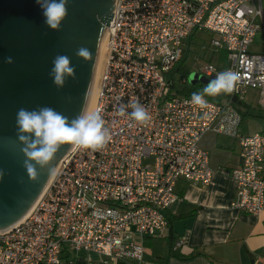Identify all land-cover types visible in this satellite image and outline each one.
I'll return each instance as SVG.
<instances>
[{"label": "built area", "instance_id": "2783aa9c", "mask_svg": "<svg viewBox=\"0 0 264 264\" xmlns=\"http://www.w3.org/2000/svg\"><path fill=\"white\" fill-rule=\"evenodd\" d=\"M113 13L90 113L101 115L111 140L100 150L71 148L26 218L0 234V264H63L66 249L96 253L103 264H144L136 238L166 232L167 212L180 199L177 183L213 182L201 147L209 133L240 146V165L229 172L237 192L231 207L264 214V134L243 136L241 114L229 102L205 98L199 107L172 93L170 81L190 36L211 33L226 66L207 63L200 75L239 72L230 95L242 100L256 91L264 110V53L250 51L264 31L260 0H116ZM137 103L151 117L146 124L129 115Z\"/></svg>", "mask_w": 264, "mask_h": 264}, {"label": "water", "instance_id": "95a60500", "mask_svg": "<svg viewBox=\"0 0 264 264\" xmlns=\"http://www.w3.org/2000/svg\"><path fill=\"white\" fill-rule=\"evenodd\" d=\"M115 3L69 0L68 16L55 31L45 24L36 0H0V169L5 172L0 181V234L26 218L55 172L49 174L47 168L36 165V177L28 175L23 145L17 138L16 113L20 108L51 107L69 120L82 111L87 113ZM80 48L88 49L90 55L79 57L76 53ZM57 55L68 56L76 70L75 78H68L63 89H58L50 76ZM8 57L12 64L6 62ZM210 81L194 74L191 85L207 86ZM72 147L61 146L49 167L56 170Z\"/></svg>", "mask_w": 264, "mask_h": 264}, {"label": "crops", "instance_id": "0c3cea01", "mask_svg": "<svg viewBox=\"0 0 264 264\" xmlns=\"http://www.w3.org/2000/svg\"><path fill=\"white\" fill-rule=\"evenodd\" d=\"M260 3L264 11V0ZM250 51L264 53V31H259ZM258 101L256 91H249L242 99L246 114L241 124L243 136L264 134V110ZM209 134L229 141L226 146L217 145L213 159L211 150L202 145ZM209 134L201 140V147L209 153L213 182L208 187L185 180L177 183L175 191L180 199L167 212L170 226L166 232L160 237L139 238L144 247V264H264V214L254 216L231 207L237 192L229 172L240 165V146L236 140ZM184 236H188L187 243L175 250V243ZM62 257L63 264H103L104 261L96 253L69 249ZM118 264L139 263L128 260Z\"/></svg>", "mask_w": 264, "mask_h": 264}, {"label": "clouds", "instance_id": "9594fccd", "mask_svg": "<svg viewBox=\"0 0 264 264\" xmlns=\"http://www.w3.org/2000/svg\"><path fill=\"white\" fill-rule=\"evenodd\" d=\"M36 3L41 9L45 24L50 29L59 31L68 16L69 0H36ZM76 54L81 58H87L90 52L86 48H80ZM6 62L12 64L14 61L8 57ZM75 74L76 70L68 56L57 55L53 59L50 76L58 89H63L67 79H74ZM240 80L239 72L221 71L202 91L192 93L191 103L206 107L205 96L230 94ZM129 107L132 109L129 115L134 121L142 124L150 121L151 117L142 105L137 103ZM125 111L126 109L121 107V115L125 114ZM16 125L17 138L23 145L22 152L26 157L24 167L32 178L38 174L36 165L42 169L47 168L49 174L55 171L49 165L63 145L100 150L111 140L109 130L99 113L88 115L86 111H82L76 118L69 120L51 107H40L34 110L20 108L16 113ZM4 176L5 172L0 169V181H3Z\"/></svg>", "mask_w": 264, "mask_h": 264}, {"label": "rangeland", "instance_id": "374dc122", "mask_svg": "<svg viewBox=\"0 0 264 264\" xmlns=\"http://www.w3.org/2000/svg\"><path fill=\"white\" fill-rule=\"evenodd\" d=\"M216 36L211 33H202L196 37V40L191 48V51L187 55L186 63H185V70L188 71V78L187 83L191 85L192 76L194 74L200 75V68L207 64L212 63L215 66L223 67L224 63L226 62L224 58V54L221 51H217L214 47H212V39ZM103 66V58L101 62V66L99 68L98 74H100L101 69ZM181 74L176 72L175 79L178 81V87L183 88L184 84L180 81ZM92 105V104H91ZM91 108V107H90ZM224 141V142H222ZM229 142L224 137H217L215 135L209 134L203 139L202 145L207 146L208 149L211 150L210 154L213 159L215 153H217V145H227ZM216 146V147H215ZM211 147V148H210ZM235 150H238V145L235 146ZM233 153V152H231ZM58 167V166H57ZM56 171V170H55ZM136 242L141 244L139 238H136Z\"/></svg>", "mask_w": 264, "mask_h": 264}, {"label": "trees", "instance_id": "16d2710c", "mask_svg": "<svg viewBox=\"0 0 264 264\" xmlns=\"http://www.w3.org/2000/svg\"><path fill=\"white\" fill-rule=\"evenodd\" d=\"M197 35L193 34L190 36V38L188 39V44H187V49L185 50V55L184 58L181 60V62L178 64V66L175 68L174 72L172 73L171 77H170V81H171V92H175L178 95L181 96H185V97H191L193 92H199L202 91L204 87H206V85H203L201 83H197L195 85H188L187 83V78H188V71L185 70V63H186V59H187V55L188 53L191 51V48L196 40ZM223 56L226 60L227 58V54L226 52H223ZM176 72H179L181 74L180 76V81L184 84L183 88H179L178 84H177V80L175 79V74ZM205 98H207L209 101H212L216 104H223V103H227L229 102L240 114L242 117V120L245 117V105L242 102V100L238 99L237 97H233L230 94H220L217 96H205ZM169 222V226H170V221Z\"/></svg>", "mask_w": 264, "mask_h": 264}, {"label": "bare ground", "instance_id": "6f19581e", "mask_svg": "<svg viewBox=\"0 0 264 264\" xmlns=\"http://www.w3.org/2000/svg\"><path fill=\"white\" fill-rule=\"evenodd\" d=\"M105 45H106V33L104 35L103 41H102V45H101V49H100V54H99V60H98V64H97V68H96V79L94 81V85H93V89L91 92V97H90V101H89V106L87 109V114L90 115L91 113V109L92 106L94 104V100H95V95H96V83H97V78H98V72H99V68L101 66V62H102V58L104 56L105 53ZM92 104V105H91ZM91 107V108H90Z\"/></svg>", "mask_w": 264, "mask_h": 264}, {"label": "flooded vegetation", "instance_id": "af4514ba", "mask_svg": "<svg viewBox=\"0 0 264 264\" xmlns=\"http://www.w3.org/2000/svg\"><path fill=\"white\" fill-rule=\"evenodd\" d=\"M57 158H59V157H57ZM62 159V158H61Z\"/></svg>", "mask_w": 264, "mask_h": 264}]
</instances>
